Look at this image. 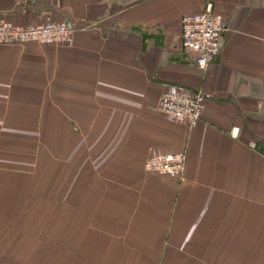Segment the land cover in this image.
<instances>
[{
    "label": "crops",
    "instance_id": "obj_1",
    "mask_svg": "<svg viewBox=\"0 0 264 264\" xmlns=\"http://www.w3.org/2000/svg\"><path fill=\"white\" fill-rule=\"evenodd\" d=\"M208 3L224 30L200 69L182 20ZM0 16L74 36L0 45V220L26 225L46 199L81 229L75 253L22 261L264 264V0H0ZM199 90L194 127L158 109L166 92ZM180 151L181 178L146 169Z\"/></svg>",
    "mask_w": 264,
    "mask_h": 264
},
{
    "label": "built area",
    "instance_id": "obj_2",
    "mask_svg": "<svg viewBox=\"0 0 264 264\" xmlns=\"http://www.w3.org/2000/svg\"><path fill=\"white\" fill-rule=\"evenodd\" d=\"M224 19L208 3L203 12L184 16L181 30V47L193 55L198 68L206 69L219 55ZM74 40L73 30L66 22H45L32 25H17L0 16V45H66ZM207 95L194 92L164 93L158 109L169 119L196 126L203 116ZM187 163V152L160 153L150 156L146 169L162 176L181 178Z\"/></svg>",
    "mask_w": 264,
    "mask_h": 264
},
{
    "label": "rangeland",
    "instance_id": "obj_3",
    "mask_svg": "<svg viewBox=\"0 0 264 264\" xmlns=\"http://www.w3.org/2000/svg\"><path fill=\"white\" fill-rule=\"evenodd\" d=\"M37 202L42 203V207H39L36 213L27 215L28 224L26 225V215H13L16 221L14 223L6 219L0 220V264H59L58 262H25L21 259L36 256L37 260L40 259L38 258L40 255H48V257L68 255L75 253L79 248L77 242L81 233L80 225H63L62 223L58 225L57 213L46 211V206L51 203H48L46 199H40ZM34 209H37V206H34ZM101 232L97 233L99 238L96 239V243L108 234V232ZM90 249L88 248L86 252ZM95 249L98 252L99 245ZM15 255L17 258L12 259H17L16 261H6Z\"/></svg>",
    "mask_w": 264,
    "mask_h": 264
},
{
    "label": "trees",
    "instance_id": "obj_4",
    "mask_svg": "<svg viewBox=\"0 0 264 264\" xmlns=\"http://www.w3.org/2000/svg\"><path fill=\"white\" fill-rule=\"evenodd\" d=\"M167 117V116H166ZM202 119V118H201ZM173 121V120H172ZM174 122H176V121H174ZM176 123H180V124H184V123H181V122H176ZM186 125V124H185Z\"/></svg>",
    "mask_w": 264,
    "mask_h": 264
}]
</instances>
